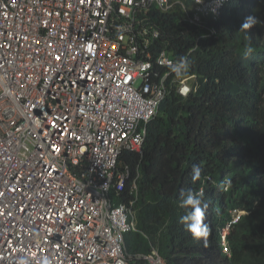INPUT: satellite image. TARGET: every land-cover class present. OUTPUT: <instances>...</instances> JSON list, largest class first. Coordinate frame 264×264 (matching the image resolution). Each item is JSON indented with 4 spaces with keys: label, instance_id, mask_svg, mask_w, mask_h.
<instances>
[{
    "label": "built area",
    "instance_id": "obj_1",
    "mask_svg": "<svg viewBox=\"0 0 264 264\" xmlns=\"http://www.w3.org/2000/svg\"><path fill=\"white\" fill-rule=\"evenodd\" d=\"M227 1L0 0V264H168L127 255L132 209L114 201L130 178L120 154L141 151L167 80L183 96L195 80L153 50L148 13L180 6L199 41Z\"/></svg>",
    "mask_w": 264,
    "mask_h": 264
},
{
    "label": "trees",
    "instance_id": "obj_2",
    "mask_svg": "<svg viewBox=\"0 0 264 264\" xmlns=\"http://www.w3.org/2000/svg\"><path fill=\"white\" fill-rule=\"evenodd\" d=\"M148 16L160 31L153 50L187 55L195 80L187 96L167 80L141 151L120 154L130 178L114 201L127 198L135 226L125 234V251L135 259L154 248L168 264H264V0H228L217 35L199 41L201 31L180 22V6L169 12L152 6ZM248 16L257 23L242 28ZM189 190L204 194L207 236L194 237L192 221L182 220L196 214L182 206ZM239 211L225 236L227 254L222 230Z\"/></svg>",
    "mask_w": 264,
    "mask_h": 264
},
{
    "label": "clouds",
    "instance_id": "obj_3",
    "mask_svg": "<svg viewBox=\"0 0 264 264\" xmlns=\"http://www.w3.org/2000/svg\"><path fill=\"white\" fill-rule=\"evenodd\" d=\"M256 23H257V20L255 17L248 16L245 18V22L242 24L241 27L249 29ZM249 51H251L250 48H249ZM190 67H191V61H189L185 57H180L177 61H175L174 63H172L170 65L171 71L173 73H175L177 77H180L182 75L187 74ZM136 152H138V151H136ZM192 174H193V177L195 179H199V177L201 175V169L198 165L192 166ZM182 197H183L182 206L191 207L196 212V214L193 216L182 217V220H184V221L191 220L192 221V223L189 224L188 227H189V230L192 232L194 237L207 236L208 235V226L203 223V215H204V210L206 208V204H204L203 192H201L199 195H197L195 192L189 190L187 193H183ZM241 213H244V211L237 212L235 216L240 215ZM194 228H197L198 231H193ZM228 230L224 234V239H225V236H226ZM222 239H223V230H222ZM228 253H229V251H228Z\"/></svg>",
    "mask_w": 264,
    "mask_h": 264
},
{
    "label": "snow or ice",
    "instance_id": "obj_4",
    "mask_svg": "<svg viewBox=\"0 0 264 264\" xmlns=\"http://www.w3.org/2000/svg\"><path fill=\"white\" fill-rule=\"evenodd\" d=\"M185 91H187V89H185ZM197 215H198V214H197ZM193 231H198V229H197V228H194Z\"/></svg>",
    "mask_w": 264,
    "mask_h": 264
},
{
    "label": "bare ground",
    "instance_id": "obj_5",
    "mask_svg": "<svg viewBox=\"0 0 264 264\" xmlns=\"http://www.w3.org/2000/svg\"><path fill=\"white\" fill-rule=\"evenodd\" d=\"M129 206V205H128ZM145 254V253H144Z\"/></svg>",
    "mask_w": 264,
    "mask_h": 264
}]
</instances>
